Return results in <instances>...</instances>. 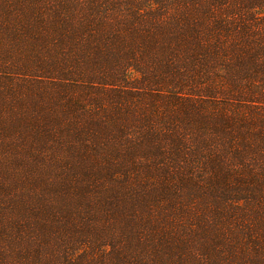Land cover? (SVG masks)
I'll list each match as a JSON object with an SVG mask.
<instances>
[{
    "label": "trees",
    "instance_id": "1",
    "mask_svg": "<svg viewBox=\"0 0 264 264\" xmlns=\"http://www.w3.org/2000/svg\"><path fill=\"white\" fill-rule=\"evenodd\" d=\"M0 264H264V0H0Z\"/></svg>",
    "mask_w": 264,
    "mask_h": 264
}]
</instances>
